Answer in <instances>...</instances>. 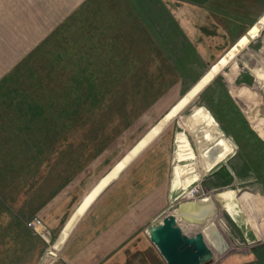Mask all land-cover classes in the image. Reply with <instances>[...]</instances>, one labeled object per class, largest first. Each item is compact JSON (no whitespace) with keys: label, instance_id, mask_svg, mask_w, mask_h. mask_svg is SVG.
Segmentation results:
<instances>
[{"label":"rangeland","instance_id":"374dc122","mask_svg":"<svg viewBox=\"0 0 264 264\" xmlns=\"http://www.w3.org/2000/svg\"><path fill=\"white\" fill-rule=\"evenodd\" d=\"M84 20L87 22L82 29L78 24L70 25L73 21L60 27L0 82V264H61L64 237L74 229L96 192L108 185L128 160L129 164L108 187L116 184L128 187V195L136 202L143 197L138 188H145L147 193L151 191V215L144 226L148 236L151 225L169 213H176L180 205L194 199L213 198L217 208L215 216L202 227L179 218L184 230L190 235L204 232L216 252L214 264H264L259 255L264 253V77L260 75L264 72V62L243 65L240 60L249 61L250 53L255 52L252 49L231 62L251 34L231 49L227 60L214 66L198 63L185 67L176 66L167 58L153 33L149 41L142 34H135L137 37L130 43L118 36L113 43L115 48L95 49L94 42L87 40V31L93 29V18ZM107 22L108 19L102 20L100 25L106 26ZM122 28L127 29L124 25ZM167 45L174 50L180 46L174 37ZM182 50L188 58L190 52ZM168 52L175 59L176 50L168 49ZM122 65L130 72L122 71ZM254 67L260 71L257 80H252L249 87L240 86L236 73L253 72ZM118 75L131 80L124 96L110 98L114 100L113 109L123 111L124 116L115 114L118 116L105 121L106 139L102 144L105 148L96 157L86 158L95 151V141L86 146L90 151L85 152L84 127L69 133V142L61 141L59 148L65 153L52 154L47 144L49 136L53 139L51 120L55 112L49 111V107L42 116L44 119L46 116L45 120L34 123L32 129L30 126L23 129L25 122L19 116L21 104L15 106L18 102L31 99L47 106L53 96L58 103L55 110L59 111L66 101L61 96L73 93L64 81L71 85L74 76L83 79L94 76L101 85L98 90L107 95L113 92V80L120 79ZM150 78L154 79L155 90L146 87ZM134 80H139L137 87L132 83ZM166 82H169L168 88L163 85L165 91L153 101L159 85ZM82 89L88 90L85 83ZM225 93L231 101L224 98ZM199 95L203 100L217 95L213 102L215 108H210L214 116L206 107L189 110ZM121 107L124 109L119 110ZM12 123L23 126L18 128L19 132L14 130L15 137L8 133ZM177 144L183 150L187 146L193 149L188 155L183 153L182 163L188 164H182V169L188 167L193 175L197 174L196 179L184 180L188 185L186 190L172 189ZM41 146L45 147L43 154ZM78 166L82 173L71 183L80 199L85 195L84 201L76 205L82 202L66 226L67 218L63 220L62 227H65L52 242V233L58 236L62 228L59 232L50 230L43 213L48 201L43 202L54 197L52 184L62 180L56 174ZM68 185L57 194L64 195ZM132 206L136 205L132 203ZM34 211L30 219L40 218L47 226L41 234L27 225L28 216ZM19 218H23L25 228L38 238L25 235ZM148 255L151 258L148 264H165L157 261V256L153 259L152 253Z\"/></svg>","mask_w":264,"mask_h":264},{"label":"crops","instance_id":"0c3cea01","mask_svg":"<svg viewBox=\"0 0 264 264\" xmlns=\"http://www.w3.org/2000/svg\"><path fill=\"white\" fill-rule=\"evenodd\" d=\"M82 10L83 13L77 14ZM86 17L93 18V29L91 33L87 31V40L94 42L95 49L115 48L113 43L118 36L130 43L137 37L135 34L146 35L151 40L153 33L161 48L176 50L175 59L170 57L176 66L198 63L213 66L222 57L219 62L227 60L231 49L251 34L231 62L251 49L255 51L250 53L251 61L241 59L243 65L264 62L261 59V55L264 57V0H0V82L60 27L73 21L70 25L78 24L82 29ZM107 19L108 25L102 27L101 21ZM157 23L159 26L155 27ZM173 37L180 44L175 50L167 47ZM182 49L190 52L188 58ZM257 69L236 73L235 79L239 82L236 84L252 85L260 73ZM260 75L264 77V72ZM192 150L189 146L183 150L177 144L173 190H186L188 185L184 180L197 178L188 167L182 169V164H188L182 163L184 151L188 155ZM128 164L129 160L124 162L111 182ZM108 185L96 192L74 229L64 237L61 264H134L137 261L146 264L151 259L150 253L153 259L157 256V261L166 264L144 231L151 215V191L147 193L145 188H138L143 197L136 202L128 195V187L116 184L109 188ZM74 186L69 184L64 195H55L45 205L43 213L50 230L59 232L84 201L85 195L80 199ZM140 237L143 239L139 240Z\"/></svg>","mask_w":264,"mask_h":264},{"label":"trees","instance_id":"16d2710c","mask_svg":"<svg viewBox=\"0 0 264 264\" xmlns=\"http://www.w3.org/2000/svg\"><path fill=\"white\" fill-rule=\"evenodd\" d=\"M159 48L161 49V51L165 52L167 58L170 59V57H172L170 55V53L168 52V50L166 51V49H164V48H161V47H159ZM18 66H20V65H18ZM124 66L125 65H122L123 68H124ZM121 70L124 72L125 71L130 72V70H127L125 68L121 69ZM134 75H136V72L134 73ZM118 78H120V79H117L115 81L113 80V84L115 85L113 92L111 91L107 95L98 90V88L101 85L98 84L99 81L97 82V80H99V79L94 77V76H92V77L88 76L87 78H84V79L74 76V80H72L73 84H71V85H69L67 81H64V82H66L65 86L71 88L73 93L72 94L66 93V94H63L61 96V98L63 100H66V101L64 102L65 106L62 108V110H59V111H57V109L55 110V107L58 106V103L56 101H54L53 96L50 97V100L53 99L52 100L53 102L51 101L50 105L48 104L47 106L43 105L40 102H37L35 100H31V99L27 100V102H25L24 100H22L20 102L17 101L18 103L15 106H17L18 104H21L20 105L21 110H20L19 116H20L21 121L25 122V125L23 127V126L14 125L12 123L13 126L8 130L9 135L12 137H15V135H13L14 130L17 129L19 132L18 128L23 127V129H24V128H28L29 126H30L29 128L32 129L34 127V123H37L40 120H42V121L45 120L46 116H45V119L42 116L45 114L44 113L45 109L46 108L48 109V107H49V108H51L50 110L48 109L49 111H53V113L55 112L54 115L52 114L53 119L51 120L53 122V129H54L53 134H52L53 139L51 138V136H49L50 143L47 144L50 146V150H51L52 154L53 153H61V154L65 153L64 150L59 148L62 144L61 141L69 142V138H70L69 133L72 134L75 131V128L81 129L84 127L86 129L85 135H84V137H85V144H84L85 145V152L90 151L89 147H86V146H88L91 141H95V151L92 154L88 153L86 158L91 159L93 157H96L105 148V145H102L106 139V135L104 134L105 133V124H104L105 121L107 119H112L114 117H117L118 115L124 116V113H122L123 111H117V110L113 109L112 105L114 103V100L111 101L112 99H110V98L114 97V99H117L120 94H122L124 96V94L126 93V92H124V90L128 85H130L131 80L125 79L124 75H120V77L118 75ZM150 79H149V83H148V85H146V87L151 88L152 90H155L156 88H154V79H152V78H150ZM218 79L222 80V77L219 76ZM138 81L139 80H134L132 82L134 87L138 86ZM84 83H85L86 89H88L87 91H83V89H82ZM163 85H166L165 89H167L169 82L162 83L161 85H159L162 88H160V87L157 88V90H156L157 95L154 96L153 101H155V99L158 100L161 97L162 91L163 92L165 91V89H163ZM79 91H81V92H79ZM112 93H113V95H112ZM204 93H205V91H204ZM225 97L228 99V101H231V97L227 93H225L224 98ZM215 98H218L217 95ZM215 98L213 97V99H211L209 97L208 99H205L207 104L209 105V107L211 109L215 108V105H214V103L216 101ZM221 100L223 102V99H221ZM23 102H25V103H23ZM83 105H87V107H85ZM44 106H45V108H40V107H44ZM123 109L124 108L121 107L119 110H123ZM17 111H18V107H17ZM115 114H118V115L116 116ZM49 121H50V116H49ZM59 122L61 125L57 124ZM55 124H57V125L55 126ZM19 138H21V137H19ZM67 146H70V144L68 143ZM41 149H43L42 153H41V154H43L45 152V147L41 146ZM41 149H39V152H41ZM37 168L39 169V167H37ZM77 168H75L74 170H63V171H60L59 173L56 174L57 178L59 179V177H60V178H62V180L59 182H54L52 184L54 187V189L51 191L53 196H55L60 191V189L66 187L68 184H70L71 181L78 174L82 173L81 172L82 170H80L81 168H79V166ZM75 170H77V171H75ZM47 201H49V199L45 200L43 203H47ZM38 211H39V209H38ZM34 214H35V211L33 213H31L28 216V218L30 219V217H32ZM19 219H20L19 224H20V226L23 227V232L25 233V235L27 237L33 238V239L35 237L38 238V236L35 235L36 233L34 234L32 231L25 228L26 226L23 223V218H19ZM56 237H57V234L52 233V242L55 240ZM259 255H260V258H261L262 263H263L264 262V253L261 252V253H259Z\"/></svg>","mask_w":264,"mask_h":264},{"label":"water","instance_id":"95a60500","mask_svg":"<svg viewBox=\"0 0 264 264\" xmlns=\"http://www.w3.org/2000/svg\"><path fill=\"white\" fill-rule=\"evenodd\" d=\"M202 107H206L214 116L213 111L200 95L192 102L189 110ZM216 210L213 198L190 200L180 205L176 213L165 215L162 221L148 228L151 241L156 245L167 264H214L216 252L208 243L204 232L200 230L195 235H190L184 230L178 219L184 218L186 221L202 227L209 218L215 216ZM64 227L55 240L59 238Z\"/></svg>","mask_w":264,"mask_h":264},{"label":"built area","instance_id":"2783aa9c","mask_svg":"<svg viewBox=\"0 0 264 264\" xmlns=\"http://www.w3.org/2000/svg\"><path fill=\"white\" fill-rule=\"evenodd\" d=\"M28 227H30L35 232H39L45 230L46 226L42 219L40 218H32L27 223ZM41 234V233H40Z\"/></svg>","mask_w":264,"mask_h":264}]
</instances>
